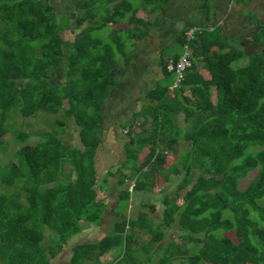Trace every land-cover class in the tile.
Segmentation results:
<instances>
[{"label":"trees","instance_id":"obj_1","mask_svg":"<svg viewBox=\"0 0 264 264\" xmlns=\"http://www.w3.org/2000/svg\"><path fill=\"white\" fill-rule=\"evenodd\" d=\"M170 1L70 0L79 13L72 46L63 35L70 21L59 19L51 0H0V264H51L72 236L102 220L106 204L95 187L102 110L115 73L131 68L154 25L138 13L160 14ZM122 22L127 28H115ZM103 30L108 40L96 35ZM192 49L193 65L173 92L171 59L161 63L164 82L133 115L140 131L126 143L125 161L103 178L128 172L133 184L124 177L117 184L128 206L134 193L153 192L157 177L179 179L181 198L165 194L161 214L142 203L111 234L75 246L70 264H103L113 251L120 254L112 264H264V55L246 57L219 29L198 35ZM65 58L57 86L52 78ZM40 113L58 119L31 145L32 134L14 129V115ZM71 118L82 148L62 139ZM11 130L22 146L4 164ZM169 156L175 160L166 168ZM175 223L179 241L163 244ZM230 232L236 241L224 236Z\"/></svg>","mask_w":264,"mask_h":264},{"label":"rangeland","instance_id":"obj_2","mask_svg":"<svg viewBox=\"0 0 264 264\" xmlns=\"http://www.w3.org/2000/svg\"><path fill=\"white\" fill-rule=\"evenodd\" d=\"M55 12L59 19L62 21L64 18L70 21V26L65 27L64 31V38L66 40H69L72 43L79 37V32L77 30L76 25V17L79 14L73 7L70 0H51ZM144 17V16H143ZM60 22V21H59ZM127 28V24L120 23L115 26V28ZM96 35L100 36L104 40H108V34L107 31L103 30L101 32L96 33ZM234 48L241 50V43L239 41H230ZM143 46V45H142ZM145 48V47H144ZM143 48V49H144ZM146 49L150 52V45L146 46ZM178 48L175 50L171 48L169 53L172 54L176 52ZM243 50V49H242ZM245 50V49H244ZM68 51H66V54ZM168 53V54H169ZM141 56V55H140ZM138 57L135 59V63L133 64V68L130 71L118 69V71L115 73V76L117 79H119V83L115 87L114 95L115 97H120L123 95L124 97L128 92H130V95H134V98L132 97L131 100L125 99V103H128L125 107V111L128 114L127 116H116L115 112L118 106H116L115 103H108L109 100L105 103L103 107V115L105 117V122L103 123L102 129H101V136L104 139V142L101 143L99 146L100 148L97 150L98 156L96 158V171H97V178L95 181V187L98 190L99 198L100 199H108L110 198V212H108L100 222L99 225H97L95 228H93L96 235L95 238H85V239H93L97 240L98 238H101L103 235L111 234L112 233V225L117 222V215H123L127 217H136L139 210L141 209L138 205L134 209L132 207H128L126 203L121 201L119 205L117 206L116 210V216L114 214V210L112 211V208L116 206V202L118 200L117 193L115 189L117 188V184L120 180V178L124 177L126 185H132L133 182L131 180L127 179V171H123L121 174L110 176L108 179V183L104 184L103 178L107 176V173L109 171L116 172L118 170V167L121 166L122 162L125 161V150L124 145H126L127 142H133L134 136L133 133H137L140 131V123L141 120L136 121V125L132 126L133 122V115L130 114L129 110H132L134 105L143 104L145 101V94L150 88H154L156 83V77L160 74V66L158 67L156 64H154L151 67V70L149 72L151 73V79L149 77L144 78V75L146 73V66H144V63L142 62V57ZM141 58V59H140ZM65 60H62L56 75L52 78V82L55 85H62L65 81ZM247 63V59H242L239 62L234 63L235 68H239L244 66ZM145 70V71H144ZM206 77H208V74H205ZM146 81H143L145 80ZM158 83H163V79L158 80ZM111 96V94H110ZM131 97V96H130ZM128 101V102H127ZM137 109V108H135ZM139 110V109H138ZM58 119V115H45L43 113L38 114L37 116L28 118V119H22L20 115L15 114L14 115V129L17 131H26L32 134V137L26 142L28 144L34 145L40 140V134L45 132H50L54 128V122ZM70 124L67 126L66 131L62 133V139L65 143L71 145V146H77L82 148V143L80 140V135L78 132L77 127L75 126L74 120L71 118ZM5 140L8 141L10 144L9 146V153L6 157H3V163H8V161L14 159L15 152L22 146L19 143L17 144L14 142L13 132L8 133V135L5 137ZM187 147L186 144H181V148L185 149ZM148 153L147 150H144L143 153L140 156V159L142 160L145 155ZM97 155V154H96ZM174 158L172 156L168 157V161L166 164V168L170 167L174 163ZM253 176V174L251 175ZM179 183V179L175 180L174 182H167L162 177H157L155 181V188L153 192L151 193H134L133 194V202L139 203H147L155 202L158 204L157 210L159 213H162L163 207L161 204L158 203L162 197L167 194L172 200H176L177 198L180 199L181 197L176 194L177 192V184ZM118 191V190H117ZM109 192L111 195L110 197L106 196V193ZM108 195V194H107ZM181 201V200H179ZM182 203V201H181ZM89 229L88 233H92L93 229L91 227L85 226L84 229ZM47 235H49V231L46 230ZM166 238L165 242L163 244H166V242L171 241L173 239H176L178 235L180 234L178 231V225L177 223L173 224V226L170 229L165 230ZM219 236L221 233H217ZM224 236L230 237L234 241H236L235 233H225ZM147 237V236H145ZM78 237H75L74 239L69 240L67 245L65 246L64 253L61 255L62 263L61 264H69L71 261V254H72V248L75 243V239ZM84 239V240H85ZM147 239V238H146ZM145 239V240H146ZM81 240H76V242H80ZM179 240L176 239V242ZM46 244H49V241H46ZM120 254V251H114L112 256L110 258H107L108 261H111L113 258V255ZM176 263H179L177 261ZM51 264H58V256L51 261Z\"/></svg>","mask_w":264,"mask_h":264},{"label":"crops","instance_id":"obj_3","mask_svg":"<svg viewBox=\"0 0 264 264\" xmlns=\"http://www.w3.org/2000/svg\"><path fill=\"white\" fill-rule=\"evenodd\" d=\"M138 16L141 19L149 18L151 21L154 22V25L150 29L148 36L139 44V48H138L139 53L133 59L131 68L123 69V70L130 71L133 68L135 59L141 55L140 56L142 57L141 63H144V66H146L145 70L147 73L144 75V78L147 79V77H149V79H151V73L149 72V70H151V67L157 63L156 65L158 67L160 66L159 68L160 74L155 79L157 84L154 87H156L159 84L157 82L158 80L161 79L164 80L161 63H163L164 59L172 60L173 56L177 54H179V56L181 55L183 50V45L180 46V39L181 37H184L185 40V31L191 27L200 28L202 29L203 32H214L219 29L221 31V34L227 41V43H229L231 46H233L230 42L232 40L233 41L237 40L239 41V43H241L240 46L243 50L241 49L240 51L244 52L246 57L255 53H261L264 55V0H171L165 6L164 11L160 14L157 13L150 16L144 10H140ZM147 45H150V52L146 49ZM174 47L175 50L177 48L178 50L170 54L169 53L170 49L171 48L174 49ZM203 73L207 74L205 71H203ZM146 79L143 81H146ZM117 80H118L117 81L118 84L119 79ZM115 87L111 92V96L108 99L109 100L108 103L112 104L115 103L116 101L117 104L116 106H118L115 112L116 116H127L128 114L125 111V107L126 105H128V103H125L124 100L125 99L131 100L132 97L134 98V95L132 94L130 95V92H128L125 97L123 95H121L120 97H115L114 95ZM151 89L152 88H150V90ZM148 91L146 92V94L148 93ZM139 108H140L139 105L135 104L132 110H129L130 114L134 115V113L137 112ZM104 122H105V117H104ZM102 142H104L103 138H102ZM124 150H125V145H124ZM97 156L98 153L96 155V158ZM115 191L117 193L118 200L116 202V206L112 208V211L114 210V214L116 216L115 209L119 205L120 200H119V193L117 191V188L115 189ZM111 193L107 192L106 196L110 197L109 195H111ZM103 200L106 204L105 213L103 215V218H105L104 216L108 212H110V198ZM149 201L152 203L151 200ZM153 203L157 209L158 204H156L155 202ZM138 205L140 208L142 207V203L137 204L136 202H133L132 199V203L128 207H132L134 209L136 206L138 207ZM123 215L124 214L120 216L117 215L118 218L117 221L123 218ZM114 224L112 225V227H110L112 228V230ZM97 225L99 224H92L87 227L89 228L91 227V229H93ZM88 230H89L88 228L84 229L81 233L74 235L69 239L71 240L74 239L75 237H78L77 239H75V243L72 248L71 258L75 246L85 243L98 242L107 235L105 233V235H103L101 238H98L97 240H93V239L88 240L85 238L87 237L95 238L94 236L96 235V233L94 232L96 230L93 229L92 233H88ZM81 238L82 241L76 242V240L78 239L81 240ZM144 238L146 239V237ZM64 250L65 247L63 251L58 255V264L62 263L63 258L61 257V255L64 253ZM113 253L114 251L106 254L100 259V261L103 264L104 263L112 264L119 257V254L115 253L116 255H113V258L115 259H111V261L106 262L108 260L107 258H110V256H112Z\"/></svg>","mask_w":264,"mask_h":264},{"label":"built area","instance_id":"obj_4","mask_svg":"<svg viewBox=\"0 0 264 264\" xmlns=\"http://www.w3.org/2000/svg\"><path fill=\"white\" fill-rule=\"evenodd\" d=\"M203 31L200 28L191 27L185 31V42L183 44V50L178 60L169 61L167 69L173 73L174 81L170 86V90L173 92L179 88L184 80L186 72L193 65V49L192 43L196 40L197 36ZM132 190V187H131Z\"/></svg>","mask_w":264,"mask_h":264}]
</instances>
